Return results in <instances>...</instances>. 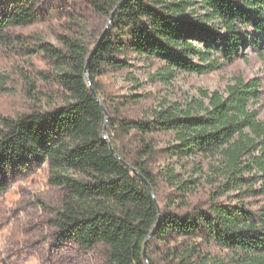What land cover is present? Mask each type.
<instances>
[{"label": "trees", "instance_id": "16d2710c", "mask_svg": "<svg viewBox=\"0 0 264 264\" xmlns=\"http://www.w3.org/2000/svg\"><path fill=\"white\" fill-rule=\"evenodd\" d=\"M43 1L0 0V45L20 41L9 28L41 22L60 26L64 45L23 52L47 58L51 74L33 72L62 96L0 114V190L10 172L47 161L49 183L63 192L51 220L57 240L83 250L102 244L109 264H264V119L254 107L264 81L237 76L223 91H201L207 105L186 106H143L145 93L116 98L99 81L129 69L132 57L159 63L153 75L168 84L258 52L264 0H90L106 20L91 46L73 35L69 11ZM202 159L212 164L211 188L195 199ZM160 162L191 164L193 173L184 178L171 165L160 176ZM159 182L170 187L165 201Z\"/></svg>", "mask_w": 264, "mask_h": 264}, {"label": "rangeland", "instance_id": "374dc122", "mask_svg": "<svg viewBox=\"0 0 264 264\" xmlns=\"http://www.w3.org/2000/svg\"><path fill=\"white\" fill-rule=\"evenodd\" d=\"M43 3L45 7L51 5L69 11L73 16V35H80L90 46L106 21L92 9L90 0H44ZM197 14L202 12L197 9ZM61 32L60 26L45 22L8 29L7 33L19 36L20 41H16L14 46L0 45L1 115L15 117L34 109L37 104L43 108L60 104L62 93L54 82L33 72L34 69H49L46 66L47 58L40 53L28 57L23 52L40 42L63 48L59 37ZM194 43L202 48L201 43ZM129 62V69L107 73L99 81L102 90L116 98L131 92L145 93L149 98L143 101V106L150 103L153 106L162 100L179 106L193 101L207 105V100L200 96L201 91H223L237 76L244 80L260 77L264 81V47L258 52L245 49L233 63L223 64L202 74L178 73L168 84L153 75L159 67L156 61L132 57ZM132 77L139 85L133 82ZM254 107L258 110L259 119H264V96ZM166 163L155 165L160 176L171 165L184 178L193 173L190 171L191 164L183 169L179 165ZM201 163V172L194 175L200 181L195 199L204 197L211 188V161L202 159ZM7 180L0 190V264H109L102 244L83 250L74 244H60L57 240L51 220L61 204L63 192L49 183L47 161L27 174L10 172ZM159 186V197L165 201L171 192L169 184L159 182ZM224 260L229 264L228 257H224Z\"/></svg>", "mask_w": 264, "mask_h": 264}, {"label": "water", "instance_id": "95a60500", "mask_svg": "<svg viewBox=\"0 0 264 264\" xmlns=\"http://www.w3.org/2000/svg\"><path fill=\"white\" fill-rule=\"evenodd\" d=\"M110 20H111V19H110ZM110 20H109V21H110Z\"/></svg>", "mask_w": 264, "mask_h": 264}]
</instances>
